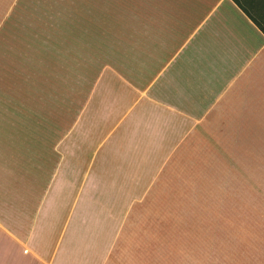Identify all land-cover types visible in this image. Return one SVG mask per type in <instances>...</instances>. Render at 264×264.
I'll list each match as a JSON object with an SVG mask.
<instances>
[{"label": "crops", "instance_id": "crops-1", "mask_svg": "<svg viewBox=\"0 0 264 264\" xmlns=\"http://www.w3.org/2000/svg\"><path fill=\"white\" fill-rule=\"evenodd\" d=\"M72 1L69 13L86 14V24L91 21L86 37L106 40L81 38L84 16L76 15L74 25L64 29L75 66L86 60L79 54L81 45L95 46L88 65H81L84 76L94 78L88 94L109 80L130 97L116 120L109 118L107 103L105 136L94 149L113 147L117 157L138 156L152 149L147 140L159 141V148L170 141L169 148L177 149L179 133L184 132L183 140L194 133V110L203 109L206 155L218 157L226 172L250 173L259 199L264 189V0ZM93 29L106 32L97 36ZM107 44L124 48L111 51ZM128 62L138 63L139 83L121 68L129 69ZM86 107L82 104L79 112ZM3 108L9 111L5 117L0 112V264H130L112 254L111 241L117 233L120 241L123 223L109 224L112 213L98 207L84 214L78 207L82 200L67 202L61 194L65 186L52 180L50 159L58 158L60 170L67 130L51 133L44 115L27 119L20 129L12 117L17 105L0 102ZM179 119L183 126L178 127ZM36 156L43 164H34Z\"/></svg>", "mask_w": 264, "mask_h": 264}, {"label": "rangeland", "instance_id": "rangeland-1", "mask_svg": "<svg viewBox=\"0 0 264 264\" xmlns=\"http://www.w3.org/2000/svg\"><path fill=\"white\" fill-rule=\"evenodd\" d=\"M73 6L72 0H64V5L60 0H0V102L17 105L12 117L19 120L20 129L27 119L44 115L51 133L58 127L67 130L61 169L57 157L50 159L52 180L65 186L61 194L67 202L82 200L78 207L84 214L98 207L112 213L109 224L123 223L120 241L118 233L111 241L116 247L113 259L130 264H264V189L259 199L255 190L254 198L250 173L226 172L218 157L206 155V110H194L195 131L185 140L184 132L179 133L177 149L169 148L170 141L159 148V141L150 140L146 145L152 149L140 150L138 156L117 157L113 147L94 149L105 136L107 103L109 118L116 120L130 97L109 80L97 83L95 94H88L94 78L85 77L81 65H88L95 46L81 45L79 54L86 60H77L75 66L63 38L76 15L80 20L84 16V24L88 21L86 14L69 13ZM90 22L86 29L81 27V38L105 40L86 37ZM98 29L92 30L97 36L106 32ZM107 45L111 51L124 48ZM137 62H128L129 69L120 67L139 83ZM28 102L34 107H27ZM82 104H87L83 113ZM7 111L0 110L4 117ZM183 122L179 119L178 127ZM43 162L34 157V164ZM93 200L104 204L92 205ZM256 200L260 203L254 205Z\"/></svg>", "mask_w": 264, "mask_h": 264}]
</instances>
